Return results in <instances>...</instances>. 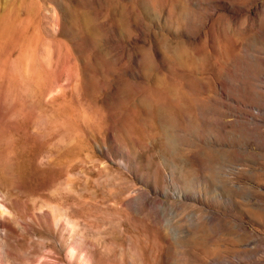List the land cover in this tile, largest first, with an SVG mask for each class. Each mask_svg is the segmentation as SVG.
Segmentation results:
<instances>
[{"label":"rangeland","instance_id":"374dc122","mask_svg":"<svg viewBox=\"0 0 264 264\" xmlns=\"http://www.w3.org/2000/svg\"><path fill=\"white\" fill-rule=\"evenodd\" d=\"M0 214L2 264H264V0H0Z\"/></svg>","mask_w":264,"mask_h":264},{"label":"bare ground","instance_id":"6f19581e","mask_svg":"<svg viewBox=\"0 0 264 264\" xmlns=\"http://www.w3.org/2000/svg\"><path fill=\"white\" fill-rule=\"evenodd\" d=\"M0 216H1V214H0ZM1 219H2V216L0 217V223L2 222ZM0 256H1V255H0ZM1 258H2V257H0V264H2V263H1V262H2V261H1Z\"/></svg>","mask_w":264,"mask_h":264}]
</instances>
